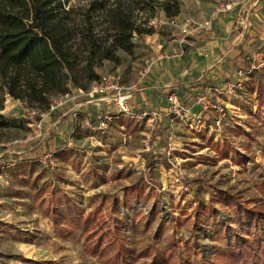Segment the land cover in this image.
<instances>
[{
	"label": "rangeland",
	"instance_id": "rangeland-1",
	"mask_svg": "<svg viewBox=\"0 0 264 264\" xmlns=\"http://www.w3.org/2000/svg\"><path fill=\"white\" fill-rule=\"evenodd\" d=\"M89 1L70 0L68 6ZM176 2L179 13L173 18L150 4L153 32L134 34L131 52L116 51V60L99 69L130 94L129 112L95 102L94 82L55 97L48 112L13 100L0 84V264H102L84 250L79 233L63 238L43 215L40 200L50 195L68 197L84 215L109 226L133 259L130 264H211L222 252L256 255L264 263L258 245L243 242L251 235L238 232L229 210L234 199L264 211V0ZM226 3L232 10L216 17ZM212 18L210 29L188 37L211 40L220 60L216 67L245 33L253 35L250 24L258 27L260 45L251 52L255 62L248 60L247 72L200 96L208 101L206 109L198 100L187 109L167 100L178 79L192 85L190 79L202 71L182 72L170 87L158 80L154 93L138 91L149 88L144 83L155 57L151 51L159 52L149 37L181 40L183 25L192 30ZM98 105L109 106L114 115L104 130L88 127L97 119L89 122L78 112ZM54 108L56 117L48 115ZM97 222L95 237L101 233ZM219 225L235 234L223 235Z\"/></svg>",
	"mask_w": 264,
	"mask_h": 264
},
{
	"label": "trees",
	"instance_id": "trees-1",
	"mask_svg": "<svg viewBox=\"0 0 264 264\" xmlns=\"http://www.w3.org/2000/svg\"><path fill=\"white\" fill-rule=\"evenodd\" d=\"M69 1L0 0V84L10 98L31 109L48 112L55 97L67 95L71 88L85 90L87 84H96L102 76L99 69L104 61L114 62L118 50L131 52L134 34L153 32L148 22L154 18V7L146 11L153 2L166 18L179 13L176 0H90L76 9L68 6ZM249 28L253 35L245 33L224 65L208 71V76L195 85L203 96L208 89L221 84L218 79L229 83L239 72H247L248 60L255 62L251 52L260 45L256 39L259 29L253 24ZM215 71L220 78L213 77ZM190 88L181 85L174 90L180 106L185 109L199 98V93L191 94ZM65 104L69 108L73 106L72 101ZM1 107L0 101V110ZM56 109L48 115L58 116ZM108 109L109 106H101L88 111L78 109V112L94 122L103 114L112 113ZM18 160L28 159L20 157ZM230 202L229 210L239 226L238 232L246 231L251 235L243 242L248 246L258 245L257 250L264 254V243H258V239L264 237V211L241 206L234 199ZM39 207L63 238L79 233L85 241L84 250L98 257L102 264L134 262L109 226L95 221L94 214L84 215L68 197L50 195L40 200ZM96 222L101 230L97 237ZM217 228L223 235L235 234L230 227L219 225ZM213 260L211 264H264L256 255L244 258L240 253H216Z\"/></svg>",
	"mask_w": 264,
	"mask_h": 264
},
{
	"label": "crops",
	"instance_id": "crops-1",
	"mask_svg": "<svg viewBox=\"0 0 264 264\" xmlns=\"http://www.w3.org/2000/svg\"><path fill=\"white\" fill-rule=\"evenodd\" d=\"M220 27L223 28L224 26L221 25ZM185 39L186 40L184 42H181L180 39L177 38L171 41H167L160 35H153L149 37L148 42H153V44L157 46V49H159V52L156 49H152L151 51V54L155 57L151 62L150 72L148 73L149 75H147L146 77V80L148 81L145 80L146 83H144L145 87L147 86L149 88L139 89L138 91H146V89H149L152 91V93H154L156 92L155 90H158L155 89L158 85V80L161 81L162 88L170 87L172 86L170 83L172 81H176L177 77L182 72L190 75L191 72L202 71L200 75L196 77V79H190L192 85L185 84L182 79H178L175 83L173 92L178 86L187 85L191 87V94L197 92L199 93L198 97L203 95L201 91L197 90L195 85L201 79H204L206 76H208V71L215 68L220 60L215 56V52L212 49L213 47H210L211 45H213V43H211V40L209 38H206V41H196L195 38L190 39L187 36ZM177 47H179L180 49H178ZM175 49L177 50V53L168 55L169 51H173ZM215 49H219V47H215ZM233 49L237 48L233 47L230 51H228V53L226 54V59L229 53L233 51ZM207 56H209L208 59H206ZM214 76L220 78L219 73L216 71L213 73V77ZM218 80L223 81L222 78ZM98 107L101 106L98 105Z\"/></svg>",
	"mask_w": 264,
	"mask_h": 264
},
{
	"label": "built area",
	"instance_id": "built-area-1",
	"mask_svg": "<svg viewBox=\"0 0 264 264\" xmlns=\"http://www.w3.org/2000/svg\"><path fill=\"white\" fill-rule=\"evenodd\" d=\"M232 10V5L230 3L222 4L219 11H217L216 17L219 13H227ZM214 19L212 18L209 21H205L202 24L196 25L192 30H190L189 26L187 24L183 25L180 29L181 32V42L192 32L199 31V30H208L211 27V23ZM241 74V72L238 73V76ZM239 82L233 83L230 85L232 88L237 86ZM228 86V84H227ZM227 89H230L228 87ZM210 91V89L207 90V92ZM93 95H96L98 99L95 102H103L105 105H110L114 107L117 112H129V108L127 106V101L130 99V94L126 91H124L123 87L118 83V79L114 78L109 75H102L99 79V81L94 85L93 88ZM91 98H94V96H91ZM205 97H202L198 100V102H203V108H207L208 101H204ZM167 100L172 105V107L180 108V104L178 99L174 94H171L168 96ZM98 104V103H97ZM221 112V110H220ZM114 118V115L112 113H105L101 117L97 118L96 122L93 123H86L88 127H93L95 129L104 130L107 125L111 122V120Z\"/></svg>",
	"mask_w": 264,
	"mask_h": 264
}]
</instances>
